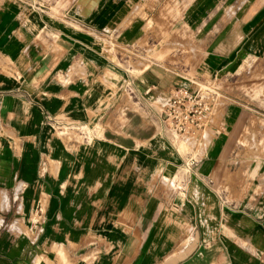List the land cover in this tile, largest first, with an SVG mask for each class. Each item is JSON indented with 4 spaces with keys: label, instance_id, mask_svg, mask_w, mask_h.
<instances>
[{
    "label": "crops",
    "instance_id": "obj_1",
    "mask_svg": "<svg viewBox=\"0 0 264 264\" xmlns=\"http://www.w3.org/2000/svg\"><path fill=\"white\" fill-rule=\"evenodd\" d=\"M0 264H264V0H0Z\"/></svg>",
    "mask_w": 264,
    "mask_h": 264
},
{
    "label": "built area",
    "instance_id": "obj_2",
    "mask_svg": "<svg viewBox=\"0 0 264 264\" xmlns=\"http://www.w3.org/2000/svg\"><path fill=\"white\" fill-rule=\"evenodd\" d=\"M132 98L135 93L129 91ZM167 126L170 136L187 140L199 135L214 114L218 98L215 87L196 86V89L178 87L169 96H158L148 91L145 95Z\"/></svg>",
    "mask_w": 264,
    "mask_h": 264
},
{
    "label": "rangeland",
    "instance_id": "obj_3",
    "mask_svg": "<svg viewBox=\"0 0 264 264\" xmlns=\"http://www.w3.org/2000/svg\"><path fill=\"white\" fill-rule=\"evenodd\" d=\"M158 58H160V57L158 56ZM208 140H209V136H207V140L206 141H208ZM177 142H179L181 144L182 150H185V145L189 144V142L187 141L186 137H179L177 139Z\"/></svg>",
    "mask_w": 264,
    "mask_h": 264
}]
</instances>
